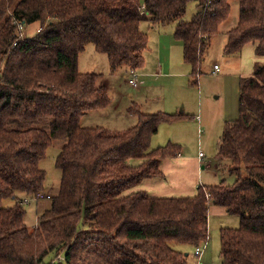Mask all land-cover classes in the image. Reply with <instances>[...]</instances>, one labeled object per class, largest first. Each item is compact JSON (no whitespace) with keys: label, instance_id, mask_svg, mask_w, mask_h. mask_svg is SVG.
Instances as JSON below:
<instances>
[{"label":"trees","instance_id":"obj_1","mask_svg":"<svg viewBox=\"0 0 264 264\" xmlns=\"http://www.w3.org/2000/svg\"><path fill=\"white\" fill-rule=\"evenodd\" d=\"M232 1L238 18L224 54L250 45L263 57L264 0H0V264H188L190 251L207 244L210 205L239 218L238 228L220 229L221 264H264V63L240 78L238 116L219 137L216 159L228 162L232 185H198L190 197L136 191L163 177L162 160L180 154L178 144L150 149V142L181 114L143 113L132 103L136 123L124 131L80 124L110 102L99 76L78 70L87 44L106 55L111 71H136L148 43L141 23L173 22L196 85ZM190 2L196 12L187 20ZM18 20L39 31L17 39ZM55 140L63 143L58 192L37 198L46 177L39 164ZM6 199L14 204L3 206ZM32 199L50 203L29 229L23 204Z\"/></svg>","mask_w":264,"mask_h":264},{"label":"rangeland","instance_id":"obj_2","mask_svg":"<svg viewBox=\"0 0 264 264\" xmlns=\"http://www.w3.org/2000/svg\"><path fill=\"white\" fill-rule=\"evenodd\" d=\"M195 12L196 3H188L184 18L188 20ZM237 18L238 3L232 1L228 19L220 25L218 33L206 45L196 85L190 83V70L185 64L173 70L169 69L172 72L169 76L160 74L151 77L148 75L140 77L141 67L136 70L135 80H138V82L143 81L142 84L145 83V85H139L138 92L135 87L128 83V68L121 66L117 70L111 71L106 55L97 53L92 43L87 44L79 54L78 70L83 73L97 74L99 76L98 84L106 89L110 102L107 107L100 111V116L96 121L98 124L91 123L96 120V112H87L84 118L81 119V126L95 127L100 124L107 130L124 131L136 123V118H131L126 113L131 102H146L147 106L143 108L152 114L157 113V111L166 112L165 108L170 106L172 100H175L174 103L181 100L178 107L173 109V112L181 114L183 121L173 122L175 124L171 125L160 124L157 133L151 138L150 149L165 146L169 142L176 143L180 146V154L182 155V158L178 159L179 162L186 161L188 163L195 162L200 151L204 154L203 161L206 165L203 169L200 168L199 179L201 184L211 186L223 182L232 185L235 181V175L228 172V162H219L216 159L219 137L225 122L234 120L238 116L240 78L248 76L246 74H252L256 63H264V56H256L250 45H246L240 54H224L225 33L235 26ZM173 26L174 23L171 22L164 26L148 29V22L141 23V30L148 36L147 48L143 53V68H147L143 71L153 72L150 62L155 54H159L157 51L158 41L171 37ZM37 29V23L27 25L25 27L26 36H33ZM173 43L174 45L177 43V48L173 47V53H177V61L183 63L181 62V43L179 41ZM214 64L217 65L218 70L214 69ZM184 67L187 69L185 73H183ZM249 71L250 73H247ZM168 103L169 106H166ZM198 114L202 117L200 125L202 130L200 129L197 133L195 116ZM93 124L95 125L93 126ZM62 144L59 140L53 141L46 149L45 158L39 164L40 168L46 173L44 195L54 196L58 192L61 172L55 167V158ZM174 158H167L162 161L173 160ZM162 174L161 179H166V174L163 172ZM193 188L194 193L192 196L196 194L197 186ZM148 195L152 196L150 193ZM49 203V199L38 201L32 199L23 204L26 211L24 223L29 229L35 225L37 217L49 206ZM13 204L12 199H6L2 202L3 206ZM238 226V216L228 214L219 217L208 210V241L207 247L201 256L202 264H221L219 256L220 229L238 228ZM172 247L176 250L181 248L177 244H172ZM187 262L188 264H196V258L192 250L187 257Z\"/></svg>","mask_w":264,"mask_h":264},{"label":"crops","instance_id":"obj_3","mask_svg":"<svg viewBox=\"0 0 264 264\" xmlns=\"http://www.w3.org/2000/svg\"><path fill=\"white\" fill-rule=\"evenodd\" d=\"M149 28H152V27L149 26L148 29ZM140 29H141V25H140ZM175 41H178V40H176L173 37V32H172L171 37L158 41V50L157 51L159 54L158 55L155 54V57L150 62L151 70L153 72L143 71V69L145 70L147 67L143 68V66H142V68H141L142 71L139 74L140 77L145 76V75H148L149 77H151V76L160 75V74L165 75V76H169L172 74L171 70H173L174 68L176 69V67H178V66L181 67L182 64L187 65L183 60V56H182V61H181L183 63H179V61H177V59H176L177 53H173V47L177 48V43H176V45H174V43H173ZM251 47L253 48V46H251ZM181 48H182V43H181ZM214 65H216V64H214ZM169 69H171V70H169ZM189 70H190V68H189ZM186 71H187V69H185V67H184L183 73H185ZM136 73H137V71H136ZM183 73H180V74H183ZM247 73H250V71ZM174 74H176V73H174ZM246 75H250V74H246ZM142 83H143V81L138 82V80H136V85L134 87L137 89L138 92L140 89L139 85H141ZM142 85H145V83ZM131 97H132V95H131ZM133 97H134V95H133ZM174 102H175V100H172L170 106H169V103L166 104V106H169V107L165 108L166 112H164V113H167V114H176L177 113V112H173V109H176L178 107L181 100H178L176 103H174ZM132 103H135V102H131V104ZM135 104H137L139 106L141 112L148 113V111L144 110V108H143L144 106H147L146 102H138ZM129 107L130 106H128V108ZM128 108H127V110H128ZM127 110H126V113L128 114ZM100 111H102V109L89 111V112H96L95 114L97 116L95 122H91V123L98 124L96 121L98 120V118L100 116ZM157 112H162V111H157ZM128 115H129V117L133 118V116H131L130 114H128ZM84 116H82V118H84ZM195 118H196V122H197V133H198V131L201 129L200 125L202 123V117L200 116V114H198L195 116ZM177 121L182 122L183 119L177 120ZM177 121H175V123H177ZM227 121H230V120H227ZM175 123L172 122L171 124H175ZM80 124H81V120H80ZM95 124H93V126ZM171 124H167V125H171ZM207 126H209V125H207ZM95 127L104 128L100 124H99V126L97 125ZM169 143H171V142H169ZM174 144H176V143H174ZM199 153H202V152H200V151L198 152V154L196 156V161L193 163H188L186 161H180L179 162L178 159L182 158L181 154H178L173 160L162 161L160 164V169L164 174H166L165 175L166 179L163 180L161 178H156V179H152V180H145V181L141 182L135 188L136 191H143V192H146L147 194L150 193L152 196H155V197L192 196L194 193V188H193L194 186L204 185V184H201L199 178H200V168L203 169L206 165L204 164V161H203L204 154L202 153L203 155L200 157ZM209 210L212 214L217 215L219 217H222L224 215H228L225 212L224 208L218 207L215 205H210ZM200 261H201V259H200Z\"/></svg>","mask_w":264,"mask_h":264},{"label":"built area","instance_id":"obj_4","mask_svg":"<svg viewBox=\"0 0 264 264\" xmlns=\"http://www.w3.org/2000/svg\"><path fill=\"white\" fill-rule=\"evenodd\" d=\"M15 25H16V35H17V39H23L25 37V25L20 21H15ZM37 31H39V29H37ZM214 69L215 70H218V67L217 65H214ZM135 77H136V71H133V70H130L129 71V77H128V83L131 85V86H135L136 85V80H135ZM203 154L202 153H199V156L201 157ZM48 198L49 195L47 196H44L43 194H38L37 195V198ZM207 247V244H204L203 246L201 247H196L195 250H194V256L197 257V261H196V264H202L200 259H201V256L205 250V248Z\"/></svg>","mask_w":264,"mask_h":264}]
</instances>
